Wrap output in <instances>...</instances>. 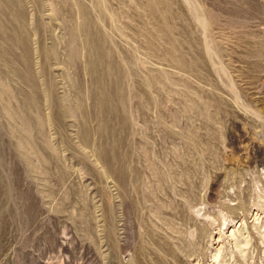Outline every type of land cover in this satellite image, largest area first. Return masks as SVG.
Wrapping results in <instances>:
<instances>
[{
    "label": "rangeland",
    "instance_id": "1",
    "mask_svg": "<svg viewBox=\"0 0 264 264\" xmlns=\"http://www.w3.org/2000/svg\"><path fill=\"white\" fill-rule=\"evenodd\" d=\"M2 1L0 264H264V0Z\"/></svg>",
    "mask_w": 264,
    "mask_h": 264
},
{
    "label": "bare ground",
    "instance_id": "2",
    "mask_svg": "<svg viewBox=\"0 0 264 264\" xmlns=\"http://www.w3.org/2000/svg\"><path fill=\"white\" fill-rule=\"evenodd\" d=\"M3 1H6V0H3ZM3 1H2V2H3ZM10 1H11V0H10ZM9 8H10V7H9ZM11 8H12V7H11ZM22 14H23V13H22ZM26 14H27V13H26ZM26 14H25V15H26ZM29 15H30V14H29ZM33 16H34V15H33ZM5 17H6V16H5ZM24 21H25V20H24ZM90 21H91V20H90ZM7 23H8V22H7ZM24 23H26V22H24ZM20 31H22V30H20ZM24 31H25V30H24ZM31 32H32V30H31ZM29 33H30V32H29ZM10 35L12 36V33H10ZM26 35H27V34H26ZM26 35H25V36H26ZM31 36H32V35H31ZM28 37H29V36H28ZM21 38H22V37H21ZM11 41H12V40H11ZM90 41H91V40H90ZM15 42H16V41H15ZM20 42H21V41H20ZM16 43H17V42H16ZM9 44H10V43H9ZM9 44H8V45H9ZM17 44H18V43H17ZM31 44H32V43H31ZM4 46H5V44H4ZM18 46H19V45H18ZM25 46H27V44H26ZM6 48H7V47H6ZM93 49H94V48H93ZM95 49H97V48H95ZM52 50H53V49H52ZM50 52H51V51H50ZM54 52H55V51H54ZM71 52H72V51H71ZM37 54H38V53H37ZM49 54H50V53H49ZM52 54H53V53H52ZM105 54H106V53H105ZM14 55H15V54H14ZM35 55H36V54H35ZM39 55H40V54H39ZM39 55H38V56H39ZM32 56H33V55H32ZM51 56H52V55H51ZM33 57H34V56H33ZM2 58H3V57H2ZM27 59H28V58H27ZM20 60H21V59H20ZM21 61H22V60H21ZM23 61H24V60H23ZM23 61H22V62H23ZM27 61H28V60H27ZM29 61H30V60H29ZM46 61H47V60H46ZM95 63H97V62H95ZM11 64H12V63H11ZM100 64H101V62H100ZM20 67H21V66H20ZM40 69H41V67H40ZM96 69H97V68H96ZM21 71H22V70H21ZM28 71H29V70H28ZM31 71H32V70H31ZM38 71H39V70H38ZM2 73H3V72H2ZM4 73H5V72H4ZM33 74H34V73H33ZM4 76H5V75H4ZM40 79H41V78H40ZM49 79H50V78H49ZM44 80H45V79H44ZM45 81H46V80H45ZM37 83H38V82H37ZM19 85H20V84H19ZM13 86H14V85H13ZM17 86H18V85H17ZM17 86H16V87H17ZM14 87H15V86H14ZM22 87H23V86H22ZM29 87H30V86H29ZM32 87H33V86H32ZM32 87H30V88H32ZM51 87H52V85H51ZM27 88H28V87H27ZM21 89H22V88H21ZM75 89H76V88H75ZM76 96H77V95H76ZM22 98H23V97H22ZM24 98H25V96H24ZM14 105H15V104H14ZM56 105H57V104H56ZM15 106H17V105H15ZM45 106H48V105H45ZM60 106H61V105H60ZM19 108H20V107H19ZM5 109H7V108L5 107ZM20 110H21V108H20ZM80 114H82V113H80ZM80 114H79V115H80ZM79 115H78V117H79ZM48 117H49V116H48ZM11 124H13V123H11ZM11 124H10V125H11ZM14 124H15V123H14ZM18 124H19V123H18ZM44 125H45V124H44ZM44 125H43V126H44ZM37 126H38V125H37ZM31 133H33V132H31ZM25 136H27V135H25ZM13 137H14V136H13ZM20 145H21V144H20ZM108 160H109V159H108ZM124 172H125V171H124ZM121 180H122V179H121ZM219 257H220V256H219ZM215 258H216V256H215Z\"/></svg>",
    "mask_w": 264,
    "mask_h": 264
}]
</instances>
